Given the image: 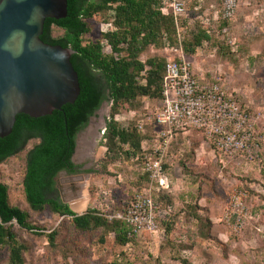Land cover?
I'll return each mask as SVG.
<instances>
[{
    "label": "rangeland",
    "instance_id": "1",
    "mask_svg": "<svg viewBox=\"0 0 264 264\" xmlns=\"http://www.w3.org/2000/svg\"><path fill=\"white\" fill-rule=\"evenodd\" d=\"M181 37H189L198 27L209 29L212 39L203 42L196 53L187 56L197 77L210 81L220 77L230 92L246 105L254 120L257 146L251 157L240 153L223 156L213 141L201 131L178 133L165 157L164 168L170 178L167 198L161 202L160 215L170 201V212L158 230L120 246L107 235L101 243V230H77L69 216H59L49 208L32 210L23 191L26 153L37 142L30 140L24 150L0 163V182L8 186L9 203L27 211L43 234L13 228L28 246L26 264H264V0H240L228 31L234 44L227 49L218 31V0H182ZM91 31L85 40L97 39L110 24L100 18L89 20ZM54 34L59 30L54 29ZM222 44L224 45L223 47ZM175 47H150L147 55L176 56ZM105 51H109L106 46ZM144 58V57H143ZM105 103L77 133V148L72 162L77 172L60 171L54 178L60 200L77 214L96 209L111 214L124 208L149 183L136 164L125 156L111 161L103 134L109 120L111 102L106 90ZM138 110L116 116L125 124L154 113L158 104L143 98ZM149 130V127L146 126ZM150 131V130H149ZM234 189L247 193V211L240 231L222 221L229 195ZM157 190L154 196L157 197ZM167 209V208H166ZM165 223L171 229L165 232ZM56 231L53 244L47 234ZM0 264H8L7 250L0 247Z\"/></svg>",
    "mask_w": 264,
    "mask_h": 264
},
{
    "label": "trees",
    "instance_id": "2",
    "mask_svg": "<svg viewBox=\"0 0 264 264\" xmlns=\"http://www.w3.org/2000/svg\"><path fill=\"white\" fill-rule=\"evenodd\" d=\"M168 1L67 0V16L47 18L40 38L48 44L70 47L74 51L70 60L78 74L80 93L74 103L64 104L60 110H54L49 115L33 118L17 114L11 133L0 138V163L24 150L30 140L37 141L27 150L22 180L29 207L34 211L47 207L59 216H69L74 227L80 231L101 230V243L111 234V243L120 246L139 238L128 235V226L123 221L109 220L108 214L96 209H87L82 214L72 211L54 195V178L63 169L69 173L77 172L71 161L76 135L106 99L107 90L111 102L103 134L107 156L111 161L120 156L131 159L142 178L149 183V176L141 170V165L150 148L142 146L144 141L152 142L154 127L153 123H146L145 130L138 128V123L148 112L141 119L123 125L116 120V116L125 112H134L139 116L143 98L156 101L157 107L162 104L166 59L157 54L146 56L150 47L181 48L184 55L192 56L203 42L212 39L210 30L201 27L194 30L190 38L181 37L183 19L174 16L170 9L163 10ZM97 17L101 22L110 24V28L97 39L85 40V35L91 31L89 20ZM230 21L219 19L218 31L221 33L223 28L228 29ZM54 29L59 33L54 34ZM224 44L226 46L222 44L221 47L230 50L231 46L226 42ZM106 46L109 51H105ZM234 97L237 99L236 95ZM167 196V191H158L155 200L159 207L164 199L169 198ZM164 208H169L170 212L169 200ZM168 214L161 220L162 223ZM14 222L21 229L36 235L43 234L40 227L31 222L27 211L9 203L8 186L0 182V247L7 250L8 264H26L28 246L19 239L13 228ZM165 227V232L169 233V223H165ZM56 234V231L47 234L51 244ZM108 264L119 263L113 259Z\"/></svg>",
    "mask_w": 264,
    "mask_h": 264
},
{
    "label": "built area",
    "instance_id": "3",
    "mask_svg": "<svg viewBox=\"0 0 264 264\" xmlns=\"http://www.w3.org/2000/svg\"><path fill=\"white\" fill-rule=\"evenodd\" d=\"M218 1L221 6L218 18L232 20L240 0ZM166 5L163 10L170 9L174 16H182L185 12L182 0H170ZM221 33L225 42L232 46L234 41L228 29L223 28ZM173 52L176 56L165 63L162 104L138 123L142 131L146 123H153L154 127L152 142L144 141L142 146L150 148L141 165V170L149 176V184L123 209L106 215L109 220L123 221L131 237L156 232L158 219H165L169 213V208H165V216L160 215L154 190L170 189L171 181L164 161L178 133L201 131L210 137L215 150L223 156L245 153L252 157L253 146H257L254 120L248 107L234 97L220 77H212L210 81L197 77L181 48H175ZM246 198L244 190L234 189L222 215V221L235 232L241 230L245 221Z\"/></svg>",
    "mask_w": 264,
    "mask_h": 264
},
{
    "label": "water",
    "instance_id": "4",
    "mask_svg": "<svg viewBox=\"0 0 264 264\" xmlns=\"http://www.w3.org/2000/svg\"><path fill=\"white\" fill-rule=\"evenodd\" d=\"M66 16L67 0H0V138L17 114L49 115L79 95L74 51L40 38L47 18Z\"/></svg>",
    "mask_w": 264,
    "mask_h": 264
},
{
    "label": "flooded vegetation",
    "instance_id": "5",
    "mask_svg": "<svg viewBox=\"0 0 264 264\" xmlns=\"http://www.w3.org/2000/svg\"><path fill=\"white\" fill-rule=\"evenodd\" d=\"M105 96H106V95H105ZM104 100H105V99H104ZM104 100L101 102V104H100V106H99V108H98V109H100L101 105H103V103H105V101H104ZM98 109H97V110H98ZM95 112H96V111H95ZM72 156H73V155H72ZM71 161H72V157H71ZM72 163H73V162H72ZM73 164H74V163H73ZM75 169L77 170V167H76V166H75ZM61 171L68 172V171H67V170H65V169H63V170H61ZM59 172H60V171H59ZM68 173H69V172H68ZM69 174H71V173H69Z\"/></svg>",
    "mask_w": 264,
    "mask_h": 264
},
{
    "label": "crops",
    "instance_id": "6",
    "mask_svg": "<svg viewBox=\"0 0 264 264\" xmlns=\"http://www.w3.org/2000/svg\"><path fill=\"white\" fill-rule=\"evenodd\" d=\"M178 138H179V137H177L176 139L179 140ZM176 139H175V140H176Z\"/></svg>",
    "mask_w": 264,
    "mask_h": 264
}]
</instances>
